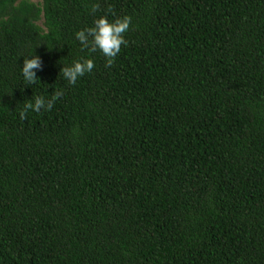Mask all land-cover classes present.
I'll return each mask as SVG.
<instances>
[{"label": "trees", "instance_id": "trees-1", "mask_svg": "<svg viewBox=\"0 0 264 264\" xmlns=\"http://www.w3.org/2000/svg\"><path fill=\"white\" fill-rule=\"evenodd\" d=\"M0 264H264V0H0Z\"/></svg>", "mask_w": 264, "mask_h": 264}, {"label": "clouds", "instance_id": "clouds-1", "mask_svg": "<svg viewBox=\"0 0 264 264\" xmlns=\"http://www.w3.org/2000/svg\"><path fill=\"white\" fill-rule=\"evenodd\" d=\"M100 9V5L93 4L91 13L95 14ZM109 11H112L111 8ZM131 24L130 17L118 18L114 22H109L106 17H100L94 21V26L78 31L76 38L82 45V50L87 49L90 52L99 51L106 58L105 67L110 68L115 62V58L121 51V46H127L124 34L129 30ZM95 67L92 59H83L76 61L72 66H64L60 72L64 79L74 85L77 80L86 73H91ZM43 70V62L39 56L24 58L21 68L24 80L29 84H35L38 80L36 72ZM63 95L62 91H54L51 100H45L43 97H33L32 100L24 103V109L20 112V118L26 119L29 110L40 112L42 109L50 111L56 100ZM34 101V102H33Z\"/></svg>", "mask_w": 264, "mask_h": 264}]
</instances>
